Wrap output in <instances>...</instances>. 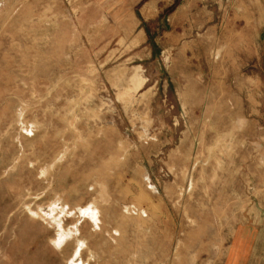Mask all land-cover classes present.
<instances>
[{
	"label": "rangeland",
	"instance_id": "rangeland-1",
	"mask_svg": "<svg viewBox=\"0 0 264 264\" xmlns=\"http://www.w3.org/2000/svg\"><path fill=\"white\" fill-rule=\"evenodd\" d=\"M79 240L264 264V0H0V264Z\"/></svg>",
	"mask_w": 264,
	"mask_h": 264
},
{
	"label": "bare ground",
	"instance_id": "bare-ground-1",
	"mask_svg": "<svg viewBox=\"0 0 264 264\" xmlns=\"http://www.w3.org/2000/svg\"><path fill=\"white\" fill-rule=\"evenodd\" d=\"M140 80V79H139ZM27 203V202H26ZM26 205H28L29 206V204H26ZM32 205V204H31ZM56 205V204H55ZM47 206V205H46ZM28 209V208H27ZM42 209V208H41ZM55 208H53L52 206H48V207H44L43 209H42V214H41V212L40 213H36V215H38V216H40V217H42L43 219H45V220H48V218L49 217H52V218H54L55 219V216L53 215L55 212ZM80 212H83V213H87L88 214V216H90L92 219H93V221L94 222H97L98 221V219H97V211L95 210V209H93V208H89V209H87V208H83V207H81L80 208ZM32 213V212H31ZM79 213V212H78ZM80 214V213H79ZM57 217H59V216H57ZM60 218V217H59ZM54 219H52L53 221H54ZM57 219V218H56ZM49 221V220H48ZM56 223H57V226H59V228L61 229V233H63L64 234V236L65 237H62V239L64 238V239H66L67 240V238H69V237H71V236H73L74 234H75V232L78 230V229H76L75 231H71V230H69L68 232L67 231H65V230H63V223L61 222V220L59 219V220H57L56 221ZM98 223V222H97ZM77 226V225H76ZM79 231V230H78ZM61 239H58V240H55L54 242L55 243H57L58 241H60ZM79 243H78V246H77V250H76V256L78 257L77 259H73V260H71V264H83V261L80 259L81 257H79V255L81 254L80 252L82 251V248H83V246H84V242L83 241H81V240H79L78 241Z\"/></svg>",
	"mask_w": 264,
	"mask_h": 264
},
{
	"label": "crops",
	"instance_id": "crops-1",
	"mask_svg": "<svg viewBox=\"0 0 264 264\" xmlns=\"http://www.w3.org/2000/svg\"><path fill=\"white\" fill-rule=\"evenodd\" d=\"M45 220V219H44ZM47 221V220H46ZM56 238H58V235H57V237ZM55 238V239H56ZM55 239H54V241H55ZM79 243V242H78ZM78 243H77V245H76V247H75V250H74V252H73V255H72V259L71 260H73V259H77L78 257L76 256V250H77V246H78ZM64 244V243H63ZM63 244L61 245V246H56L55 245V242H54V245H55V247H58V248H62V246H63ZM84 247V246H83ZM82 251H83V248H82ZM82 251L80 252L81 254L79 255V257H81V255H82ZM81 259V258H80ZM71 260H70V262H69V264H71Z\"/></svg>",
	"mask_w": 264,
	"mask_h": 264
}]
</instances>
